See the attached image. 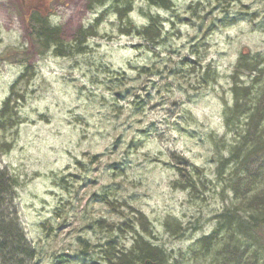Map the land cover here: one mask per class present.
<instances>
[{
    "label": "rangeland",
    "instance_id": "obj_1",
    "mask_svg": "<svg viewBox=\"0 0 264 264\" xmlns=\"http://www.w3.org/2000/svg\"><path fill=\"white\" fill-rule=\"evenodd\" d=\"M107 1L0 0V110L30 69L10 126L0 123V174L15 183L0 211L19 249L35 252L16 261L2 250L0 264H108L106 241L127 250L138 235L164 264H224L196 246L233 209L215 179L226 147L208 136L231 141L222 110L240 55L264 61V0H172L168 10L134 0L120 23ZM38 12L63 39L94 37L81 54L43 53L27 23ZM150 18L162 33L153 45L133 31ZM190 165L203 175L192 193L177 173ZM261 248L248 264L264 263Z\"/></svg>",
    "mask_w": 264,
    "mask_h": 264
},
{
    "label": "trees",
    "instance_id": "obj_2",
    "mask_svg": "<svg viewBox=\"0 0 264 264\" xmlns=\"http://www.w3.org/2000/svg\"><path fill=\"white\" fill-rule=\"evenodd\" d=\"M144 1L149 6L164 10H168L172 5V0ZM107 2H110L111 7L119 8L120 23L123 19L127 20L134 0ZM37 16V22L32 21L33 18H28L27 23L33 24L32 32L36 37L34 45L43 53L51 52L57 57L81 54L85 51L83 46L86 45V41L94 37V30L87 28L85 31L78 30L71 41H68L63 39L60 28L48 25L42 14L37 13ZM156 22L157 19L150 18L148 27L134 28L133 31L147 43L156 44L162 34L155 29ZM29 70L25 66L23 74L10 88V96L0 110V123L10 126L16 102L14 89L27 76ZM242 75L245 76V82L239 80ZM230 79L232 103L224 106L222 123L231 141L211 136H208V139L214 147L216 145L226 147V156H222L223 153L218 151L215 179L226 185V190L232 197L233 209L222 213L218 217L219 222L215 231L199 240L196 246L201 248L204 255L216 250V255L223 259L224 264H231L235 259L238 264H248L251 263L249 259L254 260L253 256L256 257L258 249H262V242L264 246V61L260 60L259 56L241 54ZM235 128L237 133H234ZM190 166L191 171L187 175L180 168H177V173L185 185L181 189L192 193L197 191L198 186L203 187V178L201 179L202 173L198 168ZM14 184L5 173L0 174V209ZM241 215H244L245 219ZM142 219V216L137 218L139 223ZM143 227L140 223L142 232L146 233ZM15 234L17 235L15 229L6 225L5 217L0 211V251H7V257H12L16 261L23 255L30 259L34 258L35 252L30 247L23 246L19 249L20 244L16 241ZM105 246L104 257L108 264H164L161 251L150 246L140 235L134 238L127 250L114 244L113 240L106 241ZM252 247L256 248H253L249 255ZM212 258L217 261L216 257ZM253 264L264 263L256 259Z\"/></svg>",
    "mask_w": 264,
    "mask_h": 264
},
{
    "label": "flooded vegetation",
    "instance_id": "obj_3",
    "mask_svg": "<svg viewBox=\"0 0 264 264\" xmlns=\"http://www.w3.org/2000/svg\"><path fill=\"white\" fill-rule=\"evenodd\" d=\"M36 13V12H35ZM39 13V12H38Z\"/></svg>",
    "mask_w": 264,
    "mask_h": 264
}]
</instances>
